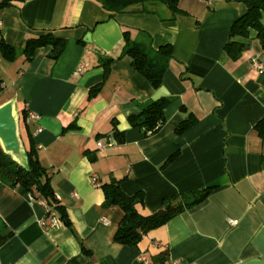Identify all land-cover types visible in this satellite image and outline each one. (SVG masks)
Wrapping results in <instances>:
<instances>
[{"label":"crops","instance_id":"1","mask_svg":"<svg viewBox=\"0 0 264 264\" xmlns=\"http://www.w3.org/2000/svg\"><path fill=\"white\" fill-rule=\"evenodd\" d=\"M11 3L0 8V36L7 44L17 47L48 30L67 41L55 60L49 47L38 48L30 61L0 54V94L2 103L14 101L18 123L23 109L39 114L28 129L22 125L20 137L32 142L50 170L70 226L56 210L51 215L59 224L51 226L45 205L31 204L25 190L0 174V235L8 234L0 264H148L163 248L170 264H264V138L254 128L264 117V50L253 30L236 60L223 49L245 5L179 0L185 13L172 16L164 5L147 2L110 16L96 0ZM125 31L130 40L143 31L154 47L172 45L158 88L121 55ZM255 55L261 70L251 62ZM105 57L112 59L106 76L98 65ZM100 82L89 98V88ZM161 97L172 99L161 129L145 136L131 127L127 117ZM189 114L196 123L177 135L175 126ZM112 120L124 142L99 149L96 142L104 139L97 136L110 133ZM38 126L42 131L35 134ZM111 178L120 179L127 194L143 191L142 213L156 211L163 198L213 188L151 231L142 253L113 240L122 212L103 208L100 188Z\"/></svg>","mask_w":264,"mask_h":264},{"label":"trees","instance_id":"2","mask_svg":"<svg viewBox=\"0 0 264 264\" xmlns=\"http://www.w3.org/2000/svg\"><path fill=\"white\" fill-rule=\"evenodd\" d=\"M103 9L107 10L110 16L129 11L133 6L142 5L147 2H157L167 7L171 15L184 14L179 7V0H96ZM245 5V11L237 17L230 25L228 39L223 49L229 58L236 60L245 47L243 39L249 38L250 31L255 32V37L264 50V0H235ZM12 0H0V8L11 6ZM124 44L121 55L130 58L132 68L143 76L153 89L158 88L163 80L164 74L172 58V45L161 44L157 47L152 45V38L149 34L140 31L135 40H130L128 32L123 33ZM66 39L56 36L52 31H45L38 35L28 36L23 39L17 47L7 44L0 36V54L8 60L14 61L19 56L24 61H30L35 51L41 47H49L48 56L57 59L66 45ZM109 57L102 58L98 65L103 69L104 76L109 73ZM102 82L89 88V98L94 96L100 89ZM3 90V80L0 75V92ZM170 97H161L147 103L140 112L131 114L127 120L131 127L141 128L145 136L158 132L165 123V107L171 102ZM2 103V102H1ZM0 103V104H1ZM184 110V107H181ZM26 110L21 111L19 116V131L22 125L28 129L24 122ZM196 123V118L189 114L188 118L180 121L174 128L179 135L191 128ZM70 127V126H69ZM257 134L264 138V117L259 119L255 125ZM21 136V133H20ZM98 138L107 141L112 138L115 143L124 142V132L117 128V121L112 120V129L106 135H99ZM25 163L20 164L9 154L3 152L0 147V174L3 179L12 186H19L25 192L32 195L34 200L41 201L47 208V216H52L51 211L56 210L58 219L70 226L64 206L60 203L53 184L52 174L48 168L43 166L37 155L36 147L31 141L26 145L23 142ZM176 153H172L164 160L161 167L171 162ZM93 160V157H91ZM105 209L119 208L122 212L113 235V240L121 245L137 247L144 253L142 243L146 236L153 230L165 225L170 219L183 212L186 208L202 201L212 190L213 186H205L187 195L175 198H163L160 207L151 213H142L144 202L143 191H136L127 194L121 187V180L111 178L100 185ZM8 234L0 235V245L5 241ZM86 251V250H85ZM148 264H170L167 248L158 250L150 255Z\"/></svg>","mask_w":264,"mask_h":264},{"label":"water","instance_id":"3","mask_svg":"<svg viewBox=\"0 0 264 264\" xmlns=\"http://www.w3.org/2000/svg\"><path fill=\"white\" fill-rule=\"evenodd\" d=\"M0 147L4 153L9 154L18 163H25L18 115L12 99L0 104Z\"/></svg>","mask_w":264,"mask_h":264},{"label":"built area","instance_id":"4","mask_svg":"<svg viewBox=\"0 0 264 264\" xmlns=\"http://www.w3.org/2000/svg\"><path fill=\"white\" fill-rule=\"evenodd\" d=\"M251 62L253 64L254 67H256L257 69L261 70L262 69V64L260 62H258L257 60V55L253 56L251 58ZM80 68H82V66H79V68L77 70H79ZM39 114L36 113V112H33V111H29V110H26L25 112V116H24V122L26 124H30V123H36L38 120H39ZM42 131V128L40 126H38L35 130V134L39 133ZM116 145L115 141L112 139V138H109L107 141H102V140H98L96 142V146L99 148V149H103L105 147H114ZM95 185H97V183L95 182L94 183ZM27 198L29 200V202L31 204H33L35 202V200L33 199L32 195L27 193ZM40 204H42V202H39ZM230 222H232L231 220H229ZM50 224L51 226H55L57 227L58 224H59V221L58 219L55 217V216H52L51 219H50ZM142 259L144 261L147 262L146 258L145 257H142Z\"/></svg>","mask_w":264,"mask_h":264},{"label":"rangeland","instance_id":"5","mask_svg":"<svg viewBox=\"0 0 264 264\" xmlns=\"http://www.w3.org/2000/svg\"><path fill=\"white\" fill-rule=\"evenodd\" d=\"M3 97H4V94H0V103L3 101V99H4Z\"/></svg>","mask_w":264,"mask_h":264}]
</instances>
